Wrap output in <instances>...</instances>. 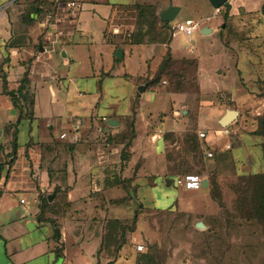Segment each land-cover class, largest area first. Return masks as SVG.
I'll return each mask as SVG.
<instances>
[{
	"label": "crops",
	"instance_id": "1",
	"mask_svg": "<svg viewBox=\"0 0 264 264\" xmlns=\"http://www.w3.org/2000/svg\"><path fill=\"white\" fill-rule=\"evenodd\" d=\"M19 1L0 0V264H115L133 257L128 231L117 250L123 226L137 212L130 206L143 204L153 177L182 187L175 184L182 174L172 169L171 159L194 157L189 134L198 135L205 167L199 175L207 180L200 189L183 187L194 200L211 195L210 175L264 173V137L255 133L254 111H239L223 127L220 119L230 108L213 98L241 91V78L248 79L241 87L253 92L255 79L264 78V0H227L220 8L209 0H79L82 9L72 15L64 10L53 39L45 17L32 15L28 22L9 11ZM29 1L39 3L43 14L50 2L69 0ZM170 5L180 10L173 21H163L160 14ZM149 6L158 16L160 36L136 35L138 14ZM182 11L187 12L177 20ZM188 18L202 19L203 35H217L218 52L234 62V82L209 91L210 99L202 87L199 55L184 53L174 30ZM192 63L195 95L184 79ZM26 74L33 115L26 116L24 107L20 117L14 100ZM164 102L168 109H160ZM203 108L212 126L205 123ZM124 204L130 217L122 216ZM128 245L131 251L124 254Z\"/></svg>",
	"mask_w": 264,
	"mask_h": 264
},
{
	"label": "rangeland",
	"instance_id": "2",
	"mask_svg": "<svg viewBox=\"0 0 264 264\" xmlns=\"http://www.w3.org/2000/svg\"><path fill=\"white\" fill-rule=\"evenodd\" d=\"M9 11L16 13L24 21L32 22L34 19L31 16L39 12L38 3L21 0ZM185 12L187 11H182L177 20ZM38 17L42 20L40 15ZM218 19L219 16L214 20ZM139 21L140 24L150 23L152 18ZM180 34L182 51L190 56L200 57V77L202 87L207 91L206 99L211 98L209 91L220 86L228 87L234 82V62L231 57H224L218 52L217 35L206 38L198 30L189 41L185 34ZM221 70L225 73L218 74ZM184 76L186 88L193 93L197 92L198 76L193 63L189 64ZM246 80L248 79L241 78L237 82L242 94L241 91L219 92L214 94V102L245 114L254 111L253 117L258 120L264 114V80L255 79L253 92H249V87H246L248 92L241 87V84L247 85ZM156 103L158 101L154 100L152 104L157 106ZM167 104L168 102L161 103L160 109L168 107ZM155 109L156 107L152 110ZM208 112L207 108L201 109L205 123L212 126L214 120ZM187 159L190 166L185 172L201 174L204 165L198 161V164L195 163L192 155ZM213 177L219 187L216 195H207L198 200L193 199L196 197H193L191 191L175 185L168 187L162 177H153L155 185L144 189V198L140 199L143 204L135 203L130 206L131 211L137 209L138 215L135 226L133 218L126 223L128 235H133L132 248L130 247L133 257L125 259L123 256L115 264H140V256L144 254H149L150 259H153L144 264H264V215L256 210L258 198L253 188L259 181L252 175L235 173L215 174ZM126 208L124 204V218L131 216L127 214ZM197 222H203L205 228H199ZM94 247L95 244H91L90 248ZM127 250H130L129 245L124 254Z\"/></svg>",
	"mask_w": 264,
	"mask_h": 264
},
{
	"label": "trees",
	"instance_id": "3",
	"mask_svg": "<svg viewBox=\"0 0 264 264\" xmlns=\"http://www.w3.org/2000/svg\"><path fill=\"white\" fill-rule=\"evenodd\" d=\"M57 1L56 2H50L49 6L47 7V9L44 10V13H40V9H39V5H38V10L39 12L37 13L38 15L42 14L41 17L44 18L46 16V14L48 13V11H50L51 9H53L55 6H57ZM39 4V3H38ZM227 9H229V4H226ZM139 12L138 8H137V13ZM148 17L152 18V21L150 23H144V24H140L139 20H145L148 19ZM145 22V21H144ZM158 16L156 15L155 12V8L152 6L149 7H145L143 10H141L138 14V20H137V25H138V31L136 32V35L138 36H150L151 33H155L158 34L159 36L161 35L162 31H160L159 27H158ZM142 25V26H141ZM165 25L167 24H163L162 28L165 27ZM147 28V29H146ZM170 58L167 57L165 62H164V66L165 67L168 63H169ZM28 74H26V76L22 79L20 86L18 88V99H21L23 101V105H20L17 102V98H15V104L16 107L18 109H20L21 113H20V117L23 116V112H24V107L26 108V113L25 115L30 117L33 115V107H34V97L32 96V94H30L29 91L26 90V84L28 81ZM2 79L4 82V86L5 88H7V80L4 74H2ZM157 79H160V76L158 78H155L152 81V84H154ZM262 79V81L264 80V78H260ZM133 127V126H132ZM134 133L135 130L134 128H132V135L130 136L129 140L126 142L124 150H123V159L126 158V149L127 147L131 144L132 139L134 137ZM256 134H260L264 137V114L261 115L258 118V128L255 131ZM186 141H188V148L189 150H191V152L194 154V159H195V163H197L196 161H198V163L200 162V155L199 153H201V149H200V144L198 142V135L197 134H189L187 136ZM263 146V152H264V141L262 143ZM169 157H171V153L169 155ZM173 161V163L171 164V167L173 170L177 171L178 173L184 172L182 175L184 174H188V173H193V172H185L187 169H189L190 166V162L188 161V159L186 157H180V158H172L171 159ZM197 163V164H198ZM199 174V173H198ZM252 175L253 178L259 182H257L254 185V189H255V196H257V200H256V210L259 211L260 214L264 215V173H260V174H249L248 176ZM209 183H210V192H211V196L214 197L216 194L217 189L219 188L217 186V180L213 177V176H209ZM254 208H255V203H254ZM138 221V215L136 212V215L133 218V226H135L137 224ZM134 228H132L133 230ZM126 232H127V227L126 224L123 226V233H122V240L121 242L118 244L117 246V250L119 248H121V246L126 242ZM57 235L59 236V230L56 231ZM147 261H153V259H150V255L149 254H144L140 256L139 259V263L140 264H144Z\"/></svg>",
	"mask_w": 264,
	"mask_h": 264
},
{
	"label": "built area",
	"instance_id": "4",
	"mask_svg": "<svg viewBox=\"0 0 264 264\" xmlns=\"http://www.w3.org/2000/svg\"><path fill=\"white\" fill-rule=\"evenodd\" d=\"M82 9V3L79 0H69L65 3L58 2L57 6H55L53 9L48 11V13L45 16V22L48 34V37L51 39L57 38L60 33L58 31V25L62 22V14L64 10L69 12L71 15L75 13V11ZM203 26V20L197 19V18H188L185 20H182L180 22H177V24L174 27V30L178 33L185 34L189 39L192 38L193 34L201 30ZM55 41V40H54ZM191 52H193L192 49H190ZM165 83V82H164ZM200 137H206L205 132H201ZM65 134H62V137H64ZM78 139V135L75 137ZM227 147H230L228 144ZM207 157H213L214 153L212 151L206 152ZM175 184L178 186H182L186 189H200L203 187V178L198 173H188L184 175L177 176L175 178ZM22 201H24L22 199ZM139 248H142L141 245L138 246Z\"/></svg>",
	"mask_w": 264,
	"mask_h": 264
},
{
	"label": "water",
	"instance_id": "5",
	"mask_svg": "<svg viewBox=\"0 0 264 264\" xmlns=\"http://www.w3.org/2000/svg\"><path fill=\"white\" fill-rule=\"evenodd\" d=\"M211 2V4L215 7V8H220L222 5H224L226 3L227 0H209ZM180 8L178 6H173L170 5L168 7V9L164 10L163 12H161L160 17L163 21H173L176 17V15L178 14ZM203 33H206L205 30H202ZM116 56L119 58H122L123 56V50L121 48L117 49L116 52ZM146 89V86H140L139 90L140 91H144ZM11 94L13 95L14 93L11 92ZM239 115V111L236 109H227L226 113L222 116V118L220 119V124L223 127H226L228 125H230L232 122H234L236 120V118ZM203 186H207V180H203ZM49 198H52V195L49 196ZM196 225L199 228H205V225L203 222H197Z\"/></svg>",
	"mask_w": 264,
	"mask_h": 264
}]
</instances>
